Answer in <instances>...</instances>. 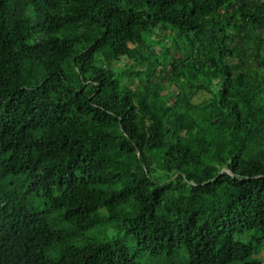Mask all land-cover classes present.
<instances>
[{"label":"trees","instance_id":"16d2710c","mask_svg":"<svg viewBox=\"0 0 264 264\" xmlns=\"http://www.w3.org/2000/svg\"><path fill=\"white\" fill-rule=\"evenodd\" d=\"M262 252L264 0H0V264Z\"/></svg>","mask_w":264,"mask_h":264},{"label":"rangeland","instance_id":"374dc122","mask_svg":"<svg viewBox=\"0 0 264 264\" xmlns=\"http://www.w3.org/2000/svg\"><path fill=\"white\" fill-rule=\"evenodd\" d=\"M115 66L117 67L118 64L117 65L115 64ZM258 256L261 257V258H264V252L260 253Z\"/></svg>","mask_w":264,"mask_h":264}]
</instances>
